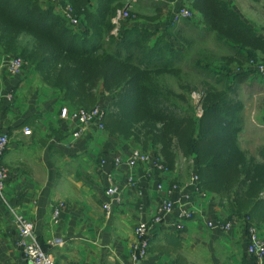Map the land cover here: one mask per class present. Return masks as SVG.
<instances>
[{
	"label": "crops",
	"instance_id": "0c3cea01",
	"mask_svg": "<svg viewBox=\"0 0 264 264\" xmlns=\"http://www.w3.org/2000/svg\"><path fill=\"white\" fill-rule=\"evenodd\" d=\"M131 1L132 10L142 19L135 25L166 36L172 34L170 38L196 47L199 55L203 51L229 53L226 58H215L210 63L202 60L210 71L224 70L229 74L228 69L233 68L230 65L239 60L238 50L245 51L219 40L215 31H208L194 7L193 18L173 22L179 3L190 6L192 0ZM225 1L253 29L256 37L264 40V18L252 16L253 12L255 16L257 13L252 6L260 3L264 8V0ZM146 7L153 10L147 15L149 21L142 18L146 17ZM164 10L168 14L159 24L152 25L153 15L160 16ZM188 22L194 30L178 27ZM255 52L259 54L260 50ZM8 58V53L0 50V130L9 139L1 158L8 178L0 197V264H29L16 247L18 233L10 207H16L33 223L41 247L52 255L55 264H132L136 243L134 227L152 219L166 198L179 206H191L193 216L182 229L176 230L173 226L179 209L176 207L164 221L156 224L149 235L147 253L139 264H256L246 253L243 225L237 222L227 232L207 226L209 221L227 220L233 215L218 195L201 188L196 190L198 183L194 186L191 182V177L196 175L193 157L179 156L173 167L163 164L165 170L148 171L147 165H116L115 157L128 158L139 148L123 142L116 134L95 128L74 139L71 133L76 129V122L60 117L64 106L71 108L30 67L24 66L19 74L11 75L7 70ZM241 98L239 93L238 103L246 102ZM102 99L100 106H107L110 97ZM243 108L247 106L243 104ZM196 115L201 116L200 110ZM241 116L239 142L245 140L249 128ZM252 131L251 138L257 132ZM142 151L153 154L151 148ZM173 185L177 187L168 192ZM110 186H115L117 193L106 211L103 204L108 199L104 192ZM58 202L63 206L54 220L51 213ZM257 229L264 238V229Z\"/></svg>",
	"mask_w": 264,
	"mask_h": 264
},
{
	"label": "trees",
	"instance_id": "16d2710c",
	"mask_svg": "<svg viewBox=\"0 0 264 264\" xmlns=\"http://www.w3.org/2000/svg\"><path fill=\"white\" fill-rule=\"evenodd\" d=\"M44 1L0 0V50L20 58L64 103L74 106L69 110L79 109L75 106L82 104L83 93H108L102 130L141 150L151 148L153 159L168 167L179 156L193 157L198 188L218 195L230 215L248 218L264 229V200L250 203L230 191V184L255 186V193L264 188V180L253 181L257 165L239 147L237 112L242 106L231 99L253 69L230 78L226 71L208 70L199 60L190 64L189 44L135 24L119 31L124 19L113 34L112 18L126 0H64L79 20L77 29ZM189 5L219 40L243 48L253 58L256 50L264 51V40L256 37L225 0H192ZM132 16L129 12L127 18ZM237 55V62H243L241 54ZM200 71L220 76L225 87L218 90L208 84L198 117L191 98L195 83L182 80L181 74L199 79ZM170 74L177 77L175 85L164 79ZM227 171L228 179L218 185Z\"/></svg>",
	"mask_w": 264,
	"mask_h": 264
},
{
	"label": "built area",
	"instance_id": "2783aa9c",
	"mask_svg": "<svg viewBox=\"0 0 264 264\" xmlns=\"http://www.w3.org/2000/svg\"><path fill=\"white\" fill-rule=\"evenodd\" d=\"M153 1L158 2L162 0ZM49 3L55 7L57 12H59L66 20H68V23L71 27L77 28L79 26V20L75 16L71 4L65 2L64 0H49ZM128 16L129 13L125 8L116 12L112 18V23L115 26L113 29L114 32L117 31L119 21L127 18ZM184 18H193V13L187 6H183L180 2L177 9L173 13L172 20L173 22L178 23ZM23 65L24 62L17 57L9 56L7 60V70L11 75L19 74L24 67ZM248 66L250 67L248 69H253L254 73L264 75V63H258L255 60L250 59ZM104 115L105 107L100 105L92 109L79 108L74 110H69L68 108L63 107L60 113L61 118L76 122V129L71 133V136L74 139L80 138L84 132L90 128L102 130L104 127ZM24 131L28 132V129H24ZM8 141L9 139L7 134L0 131V197H3L6 181L8 178V171L1 164V158L6 150ZM114 163L116 165L125 164L128 167L150 164L148 171L154 168L165 170V166L159 163L157 159H153L152 155H149L140 149L133 150L128 158H122L120 156L115 157ZM197 180V175H193L191 177V182L194 183V186H197ZM176 187V185L171 186L168 192H171ZM196 190L199 191L198 187H196ZM116 193L117 188L115 186H110L105 189L104 194L108 200H105L103 208L106 211H108L110 207L109 201L114 199ZM62 206L63 203L58 202L52 210L51 217L54 220L58 219ZM176 207L179 209L177 215L174 217L173 226L176 230H180L185 225V222L192 218L194 212L191 206H179L177 202L171 200L170 198H166L161 202L156 215L152 219L147 222H139L136 224L133 229L136 236V243L134 244L132 250V264H139L140 259L145 257L149 244V235L152 228L156 224L164 221L165 217L172 214ZM10 212L12 215V223L17 227L18 236L16 247L21 251L26 261L29 264H55L52 255L41 247L35 233L33 223L24 217V215L19 212L16 207H10ZM237 222L245 227L247 242L246 253L253 259V261H255L256 264H261V262L264 261V238L260 237L257 227L250 223L248 218L239 219L236 216H232L227 220L220 219L213 222L209 221L207 222V226L218 228L223 232H227L233 229V226H235Z\"/></svg>",
	"mask_w": 264,
	"mask_h": 264
},
{
	"label": "rangeland",
	"instance_id": "374dc122",
	"mask_svg": "<svg viewBox=\"0 0 264 264\" xmlns=\"http://www.w3.org/2000/svg\"><path fill=\"white\" fill-rule=\"evenodd\" d=\"M47 4H49V0H45ZM132 1L131 0H126L122 7L119 8L120 10L122 8H126L128 10V13L130 12L131 14H133V16L131 18H125L124 20H122L119 23V31H121V27H124L125 25H133L136 24L138 22V20H142L139 18L138 14L135 13L132 10ZM188 6V5H187ZM262 5L260 3L254 4L252 6V9H256L257 13L256 16L254 14V12L252 13L253 18L257 17L258 19L260 18H264V8L261 7ZM188 8L191 11V7L188 6ZM150 11L153 10H148V8L146 7V10H144V15H146V17H142L148 20V13H150ZM193 13V11H191ZM168 11L164 10L162 12V14L160 16H155L153 15V20H150V22H152L151 24H159L161 21V18L164 15H167ZM149 21V20H148ZM147 22V21H146ZM190 22L188 23H182L180 24L178 27L180 28H184L185 26L186 29H192L194 30V28L190 27ZM77 29V28H74ZM113 34L116 33L113 30L111 31ZM223 49V48H220ZM235 49H243V48H239L236 47ZM186 52L189 54V62L191 64V62H195L197 60H199L202 64L203 63L202 60H209V63L211 61H215V58L217 59H223L226 58L228 54L226 53H216V54H212V53H208L203 51L201 55H199L197 53V49L196 47H192L189 49H186ZM245 53V54H244ZM244 53H236V54H241V59H244L243 62L241 63H232L230 66H232V69H228L229 70V75H233L236 73H240L243 70H246L248 68H250L248 66V62L250 58L253 57H249L246 54V50L244 51ZM256 58H253L252 60H255L258 63H264V51H260L259 54H256ZM220 65V64H219ZM189 66V65H188ZM221 66V65H220ZM222 73L224 72V70H221ZM185 74H181V79L187 82H191V83H195V90H193L191 92V98L192 99V103L195 106V110H200V113H202V109L200 106V101L202 98V94L203 92L206 90V87L209 85H211L212 87L214 86L216 89L218 90H222V88L225 87V83L223 80H221L219 77L220 76H212L210 74H208L207 72H201L200 71V78H194L192 75L184 72ZM249 76L246 78V80L243 83H240L238 85V89H237V95L236 96H232L231 99L233 101H238L236 100V97L239 98V93L241 94L242 98L241 99H245L246 102H239V104L242 106L241 109L237 112L238 116H241L242 114V118H244V123L249 126V128L247 129L248 134L244 135V141L241 140V142H239V147L244 151L246 157L249 160H252L257 167L254 168V174H253V181H262L264 180V127L262 125H264V120H262V117H264V79H262L261 77H258L257 75H255L254 73H249ZM175 79L177 80V77L174 76ZM255 77H257V79H254ZM261 78V79H260ZM165 80H169V82L171 83V85H175V79L172 78V75H167L164 77ZM261 80V81H260ZM230 83V82H229ZM231 84V83H230ZM98 91V90H97ZM95 91V93L92 96H87L86 94H82V98L83 102L81 105L79 106H75V108H87V109H92L94 107H97L98 105L101 104L100 100H103L102 97H104L106 94L108 93H104V92H97ZM69 107H74L72 105H70L69 103L65 102ZM243 104L247 106V108H243ZM107 105V104H106ZM244 109V110H243ZM241 113V114H239ZM252 129H254L256 132L255 135H253V137L251 138V134H253L254 132L252 131ZM251 130V131H250ZM246 131V132H247ZM241 134V133H239ZM241 137V135H238V137ZM243 147V148H242ZM140 148V147H138ZM246 149V150H245ZM181 157V156H180ZM184 158V157H182ZM178 161V160H177ZM227 173L223 176L222 179H219V184L218 185H222L224 184V180H227ZM230 191L231 193H238L239 195L242 196L243 199H246L248 202L250 203H254V201L256 199L261 198L262 200H264V188L259 189V191L257 193H255V186H252L251 188H247L244 184H230ZM211 193V191H209ZM226 202V201H225ZM264 205V204H262ZM241 208V207H240ZM258 231H260L258 229Z\"/></svg>",
	"mask_w": 264,
	"mask_h": 264
}]
</instances>
